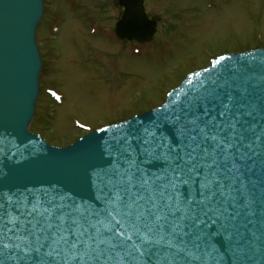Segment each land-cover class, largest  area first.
<instances>
[{
  "label": "snow or ice",
  "instance_id": "6c2138e0",
  "mask_svg": "<svg viewBox=\"0 0 264 264\" xmlns=\"http://www.w3.org/2000/svg\"><path fill=\"white\" fill-rule=\"evenodd\" d=\"M165 123L167 132L153 125L109 145L117 165L97 175L102 207L61 205L67 211L58 215L45 209L42 220L29 222L35 240L24 238L19 259L193 264L200 252L217 251V237L242 252L248 226L264 213V87L217 77Z\"/></svg>",
  "mask_w": 264,
  "mask_h": 264
},
{
  "label": "water",
  "instance_id": "95a60500",
  "mask_svg": "<svg viewBox=\"0 0 264 264\" xmlns=\"http://www.w3.org/2000/svg\"><path fill=\"white\" fill-rule=\"evenodd\" d=\"M142 2L118 0L123 12L114 27L117 39L138 43L151 40L155 22L146 17ZM43 5V0H0V264H33L19 256L27 243L24 238L35 240L29 235V222L42 220L45 209L58 215L67 211L61 205L102 207L97 199L101 195L97 175L110 174L116 167L117 157L107 149L122 133L152 129L153 125L167 132L165 117L178 110L201 85L217 77L250 78L264 87V48L220 55L207 67L188 73L156 108L90 131L65 147L53 146L29 132L39 94L42 63L35 36ZM254 220L244 234L242 252L234 253L227 241L217 237V251L211 255L200 252L201 259L193 264H264V213L258 210ZM4 244L9 248L4 249ZM16 244L21 248L13 247ZM57 264L65 262L59 260ZM67 264L75 262L69 260ZM123 264L135 262L126 258Z\"/></svg>",
  "mask_w": 264,
  "mask_h": 264
},
{
  "label": "rangeland",
  "instance_id": "374dc122",
  "mask_svg": "<svg viewBox=\"0 0 264 264\" xmlns=\"http://www.w3.org/2000/svg\"><path fill=\"white\" fill-rule=\"evenodd\" d=\"M146 3L148 13L159 18V48L136 47V53L133 45L125 50L116 38L84 29L90 16L113 26L119 14L115 0L44 1L31 132L66 146L87 131L160 105L186 74L206 67L213 56L264 48V0Z\"/></svg>",
  "mask_w": 264,
  "mask_h": 264
},
{
  "label": "flooded vegetation",
  "instance_id": "af4514ba",
  "mask_svg": "<svg viewBox=\"0 0 264 264\" xmlns=\"http://www.w3.org/2000/svg\"><path fill=\"white\" fill-rule=\"evenodd\" d=\"M115 1H116V7L119 10V14H118V17L116 18L115 22L113 23V26H111L110 28L104 27V26H102L101 24L98 23L99 21L97 20V17H95V16L91 17L90 16L89 20L87 21V26L84 27V29H85V31H87L88 35H90L91 33H93L96 30H100V31H102V34L105 37L109 38L110 40L112 38H114V26H115L116 21L120 18L122 10H123L122 7H120L118 5L117 0H115ZM142 1H143L142 2L143 10H144V13H145L146 17L149 20L155 22V32L152 35L151 40L149 42H147V43H144V44H138L135 41H129V40L120 41V42L123 43L125 50H127L128 46H131V45L135 46V48H132V49L136 53L139 52V48H141L143 50L144 48H146L148 46H151V45H152L151 48L152 47H157V50L159 48V42L155 43L157 41L158 35H159V18H157L156 16H151L148 13V11H147V3H146L147 0H142ZM75 8H77V5H76ZM102 8H104V7L100 6V9H102ZM95 12L96 11H94L93 13L95 14ZM58 17L59 16H56L54 21H57ZM49 28L51 29V27H49ZM54 29H56V27ZM51 32H53V31L51 30ZM56 32H58V29H56ZM136 47H139V48L136 49Z\"/></svg>",
  "mask_w": 264,
  "mask_h": 264
}]
</instances>
